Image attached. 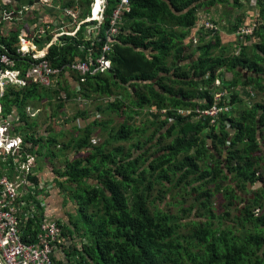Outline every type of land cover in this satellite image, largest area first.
Returning <instances> with one entry per match:
<instances>
[{
    "label": "trees",
    "instance_id": "16d2710c",
    "mask_svg": "<svg viewBox=\"0 0 264 264\" xmlns=\"http://www.w3.org/2000/svg\"><path fill=\"white\" fill-rule=\"evenodd\" d=\"M128 1L129 10L122 12L117 34L109 40L110 69L83 82L68 66L95 62L101 55L119 0H107L102 24L86 22L74 35H61L42 59L19 52L21 28L2 34L0 21V55L14 60L15 69L26 73L46 60L62 68L60 76L75 77L78 95L70 85L59 90L67 99L78 96L96 105L78 109L71 118L62 113L68 121L59 132L50 122L64 107L61 101L50 106L47 135L33 131L36 123L29 124L27 112L19 113V121L29 126L11 128L13 136L24 134L26 153L53 170L66 216L57 220L61 238L68 241L63 251L73 264H264V24L240 37L243 12L227 28L235 35V45L225 46L220 30L205 29L195 43L191 30L202 10L218 4L243 8L244 0ZM255 2L264 22V0ZM35 4L1 0L0 11L18 14ZM57 4L72 9L82 21L91 14L93 0ZM51 39L47 36V43ZM36 42L41 50L44 43ZM226 72L233 77L225 87L231 97L216 103V80ZM232 88H250L249 107ZM42 93L58 96L30 82L23 88L9 85L0 98L2 116L12 122L13 106L40 101ZM215 104L234 112L194 121L197 111ZM145 108L149 117L139 125L134 116ZM98 110L109 119L101 121ZM112 115L123 120L117 128H110ZM97 129L109 135L101 144L92 141ZM79 153L85 156L78 158ZM60 155L62 166L56 168L54 160ZM248 187L254 188V197L246 201L237 191L247 192ZM26 201L36 207L22 226L24 242L32 244L44 213L35 196Z\"/></svg>",
    "mask_w": 264,
    "mask_h": 264
},
{
    "label": "built area",
    "instance_id": "2783aa9c",
    "mask_svg": "<svg viewBox=\"0 0 264 264\" xmlns=\"http://www.w3.org/2000/svg\"><path fill=\"white\" fill-rule=\"evenodd\" d=\"M43 3H48L50 0H41ZM107 0H93L91 17L87 22H99L102 24L107 8ZM129 1L119 0L117 7L113 10L109 30L107 31L108 40L103 46L101 55L95 62L89 61L72 62L68 69L77 73L80 77V82H83L88 75L104 73L111 67L109 59L110 38L117 34V20H119L122 12L128 11ZM28 10V8H25ZM73 19L76 15L71 11H66ZM9 16L6 17L8 19ZM96 26L89 27L88 34H90ZM79 28L72 33H57L56 37L61 35H74ZM210 31H217L218 26L211 20H206L203 28ZM199 33L201 30L195 26L191 32ZM253 27L244 26L239 30L240 37L252 35ZM47 32V29L42 28L38 35L41 37ZM194 37V42H197L198 37ZM22 54L30 52V44L25 37L20 38V50ZM35 58V57H34ZM35 58V59H42ZM15 63L8 55H0V98H2L7 91L8 86L16 85L25 87L28 82L48 88L52 85V77L59 75L62 68H53L46 60H41L34 64L21 77V71L14 68ZM215 102L220 103L225 98L231 97V93L226 92L225 85L222 79L216 80ZM250 96L253 97L251 90ZM228 106L223 108L217 104L212 108L197 111V117H212L213 119L225 112H229ZM178 114H188L184 111H177ZM172 121V120H170ZM12 157L15 164L17 175L14 180L0 174V264H58L53 259V254L61 238V230L57 222L58 219L54 216L44 215V218L39 222V232L37 238L32 244L25 243L22 236V226L28 222L30 217H33L35 205L26 201L29 195L35 196L42 208L47 201V191L43 185L35 181V157L30 156L24 150V140L20 136H13L11 134V123L8 118L2 116V105L0 104V165L7 158ZM34 190H36L34 192ZM42 192V193H41ZM41 193V194H40ZM50 195V190H49Z\"/></svg>",
    "mask_w": 264,
    "mask_h": 264
},
{
    "label": "crops",
    "instance_id": "0c3cea01",
    "mask_svg": "<svg viewBox=\"0 0 264 264\" xmlns=\"http://www.w3.org/2000/svg\"><path fill=\"white\" fill-rule=\"evenodd\" d=\"M9 2H11V1H9ZM57 2H58V0H50L48 3H43L41 0H36V4L34 6H32L31 8H29L28 11H26V9H23L21 11H18L19 12L18 14L8 13L3 8V10L0 11V21H3L2 34H8V32L11 30L12 27L13 28H21L22 31H21V34L19 37V45H20V38L25 37L30 44V52L28 54L31 55L33 58L34 57L35 58L36 57L37 58H41V57L44 58V56L48 52V48L52 45L53 42H55L57 40V38H58V37H56L57 33L58 34L62 33V32L63 33L64 32L65 33H72L77 28H79V26L81 24L86 23L87 19L89 17H91V14H90L86 20L80 21L77 17V13L73 12L72 9H64V8L60 9L61 6L59 4H57ZM255 4H256V2H255ZM0 6H1V1H0ZM249 7H251L252 10L246 9L244 24H245V26L253 27V31H252V34H253V32L255 31L257 26L260 24L259 23L260 19H259V15L257 13L256 5H254V6L251 5ZM1 8L2 7H0V9ZM128 10H129V7H128ZM66 11H71L72 13H74L76 15V18L73 19L71 16H69L67 14ZM124 12H127V11H124ZM210 12H211V10L210 11L202 10L201 13L198 15V21H197L195 26H198L201 31L204 30L202 28H203V24L205 23L206 20H211L214 24H216V21L213 20V17L209 14ZM7 16H9L8 19H6ZM15 19H16V21H14ZM225 23L226 22H221L220 25L219 24L217 25L218 30H220V35H221L223 42H224L225 36H223V27L222 26ZM42 28L47 29L48 33L46 32L44 35H42L40 37L38 35V32ZM51 35H52V39L49 43H47V41H46L47 36H51ZM229 35L230 34H226V36L229 37L230 42H235V40H234L235 35L234 34L230 35V36ZM36 39H39L42 41V43H44V46L41 50L39 48L38 43L36 42ZM19 50H20V46H19ZM238 51H239V49H238ZM25 74L26 73H23L21 71V77L22 78L25 77ZM60 74L52 77V85L50 87L45 88V87L41 86L42 88H45V89H52L53 88L54 91L58 92V96L56 98L53 99V97L51 98L49 94L42 93L39 97L40 101H38V100L32 101L31 100L25 106H22V107L13 106L12 107V113L10 115L13 119L12 122L9 119V121L11 123L12 131L15 128H24V126H29V124L32 125V124L36 123L35 126H32L33 131L37 132V133L42 131V134L47 135V133L44 132V130L46 128V122H47L46 118L48 117V115L53 114L52 113L53 112L52 107H50V106L58 105L59 104L58 101L66 102L65 104L69 103V101H74V102L81 101L78 96H76V98L78 97L77 99L76 98L75 99H67L68 98L67 95L64 92H62V90L59 91L61 87H65L66 85H70L69 88H70L71 92L75 91V94H77V95L79 93V86H78L77 82L70 83V78H68L67 73L63 74L61 76H60ZM230 74H232V73L226 72V77L223 76V78H217V79H222V82L226 84L225 87L226 86L229 87L228 84L231 82L232 78L229 79V78H227V76H229ZM72 76H74V74H72ZM20 88H23V87H20ZM232 90L239 93L240 98H244L243 96H245L246 97L245 100L248 99L245 102V104L248 107L250 106V104L252 103V99H253L249 95L250 88H244V89H239V90H235L232 88L231 91ZM64 107H65V105H64ZM63 108L59 111L58 117H55V119L57 120L58 123L63 121V116H62L63 114L62 113H65V111H63ZM65 108L68 109L67 106ZM231 109H232V107H231ZM24 112H27L28 117L30 118L28 125L26 122L19 121V118H20L19 113H24ZM76 122L78 123L79 120H76ZM58 130L60 131L59 128H58ZM23 135L24 134L17 135V136H20L22 139H24ZM24 145H25V143H24ZM27 146H28V144H27ZM31 156H33V155H31ZM58 159H60L58 162H59L60 166H62L61 156H59V158H57L55 160H58ZM55 160H54V163H55ZM60 166L57 167L56 163H55L56 168H60ZM33 171L35 173L34 177H35V179H37V182L42 184L44 189L47 191V194H45V195L49 196L47 201L45 200V206L43 208L44 215L54 216V217H56V219H58V218L66 219L65 210L62 209L63 199L61 198V196H59V191H58V189H56V187L53 183L54 174L52 172L53 170L49 167V163H46V166L42 167L41 164L38 163L36 158H35V167H34ZM0 174L9 177L10 180L15 179V176L17 175V170H16V167H15V164L13 162L12 157L7 158V160H5L1 163ZM49 190H50V195H49ZM35 191L36 190H34V192ZM31 208L33 211L34 210L33 205H31ZM67 246H68V241L65 238H60L59 243L57 244V247H56L55 252L53 254V259L56 260V262L58 264H73L72 259H69L67 257V255L65 254V252H67V250L63 251V249Z\"/></svg>",
    "mask_w": 264,
    "mask_h": 264
},
{
    "label": "rangeland",
    "instance_id": "374dc122",
    "mask_svg": "<svg viewBox=\"0 0 264 264\" xmlns=\"http://www.w3.org/2000/svg\"><path fill=\"white\" fill-rule=\"evenodd\" d=\"M1 1V0H0ZM254 6L255 5V0H244L243 1V8H237V7H232L230 4H218L217 6H215V7H212L211 8V12L209 13L212 17H213V20H215L216 22H218L219 24L221 23V22H226L225 24H224V28H223V36H225V38H224V45L226 46V44H230L231 42H230V40H229V37L228 36H226V34H228V32H227V28L228 27H230L232 24L231 23H234L235 21H236V19L241 15V14H243V12H245V9H249V10H252V8L251 7H249V6ZM260 24H264V22L260 19ZM198 31L196 30V33H194L193 34V32H192V36H195V37H198V34L199 33H197ZM249 44H250V41H249ZM234 45H235V42H234ZM231 48H232V50L234 51L235 50V46H234V48H233V46H231ZM42 52V51H41ZM225 77H226V73H225V75H224ZM70 78V83H75V78H72V77H69ZM227 78H233L232 77V74H230L229 76H227ZM53 89V88H52ZM244 98H241L242 99V101L245 103L247 100H245L246 99V97L245 96H243ZM56 102V101H55ZM89 102H91V101H87V100H85V101H79V102H74V101H69V103H67V104H65V107L67 106V108L68 109H66L65 107L63 108V111H65V114L69 117V118H71V117H73L74 116V114L76 113V111L78 110V109H80V108H82V107H87V106H92L91 108L93 109V107H96V105H94V103H89ZM57 103V102H56ZM100 104V103H99ZM53 106V105H52ZM94 111H95V109H94ZM230 111H233L231 108H229V112ZM96 113V112H95ZM95 113H93L94 115H95ZM162 113H164V111H162ZM191 113V112H190ZM189 113V114H190ZM98 114V115H97ZM149 110L147 109V108H145V111H143L142 112V114L141 115H135L134 117H135V120H139V122L137 123V124H141V123H143L145 120H146V118H148L149 117ZM189 114H187V116L189 115ZM96 115H97V117L101 120V121H104V120H108L109 119V117H108V115H106L105 116V119H103L104 118V115H103V113L101 112V111H99L98 110V113H96ZM232 115H233V112H232ZM194 121H197V120H199L200 118L199 117H197V116H194ZM65 121H68V119L67 120H63L62 122H60V123H58L57 122V120L55 119V118H53L52 120H51V122H50V124H51V128H52V130H55V132H58L59 130H58V128L60 129V127L65 123ZM110 121H112V123H111V125H110V128L111 127H114V128H117L120 124H121V122L123 121V120H121V119H119L118 117H116L115 115H112L111 117H110ZM78 123H80V121L78 122ZM39 133H42V131L41 132H39ZM109 138V135H108V133H105V134H102L101 132H100V129H97L96 130V132H95V135L93 136V138H92V141H93V143L94 144H101V143H103V142H105L106 141V139H108ZM118 144V143H117ZM120 144H122V145H124V148L126 149V147H128V144L127 143H124V142H121ZM61 156V155H60ZM82 156H85V154H82V153H79L78 154V158L79 157H82ZM224 156H226V155H224ZM59 158V157H58ZM60 159H58V160H55V163H56V166L58 167V166H60V164H59V161ZM223 168L226 170V164H224L223 165ZM263 187V186H262ZM262 187H260V188H262ZM253 190H254V188H251V187H248L247 188V192H244V193H241V192H239V191H237L238 193H237V195H240L244 200H246V201H248V200H251V199H253V197H254V192H253ZM240 193V194H239ZM218 199L220 200V202H223V203H225L224 202V200H223V198L222 197H218ZM218 205H220V203H217ZM237 205L239 206V207H242L243 206V204H241V203H237ZM236 205V206H237ZM70 206H67V208H69ZM71 215H72V212L70 213ZM76 214V213H75ZM75 214L73 215V217L75 216Z\"/></svg>",
    "mask_w": 264,
    "mask_h": 264
},
{
    "label": "clouds",
    "instance_id": "9594fccd",
    "mask_svg": "<svg viewBox=\"0 0 264 264\" xmlns=\"http://www.w3.org/2000/svg\"><path fill=\"white\" fill-rule=\"evenodd\" d=\"M27 8V7H26ZM29 10V9H28ZM28 10H26V11H28ZM93 22H96V21H93ZM62 73V72H61ZM75 74V73H74ZM77 75V74H76ZM79 82H80V79H79Z\"/></svg>",
    "mask_w": 264,
    "mask_h": 264
}]
</instances>
